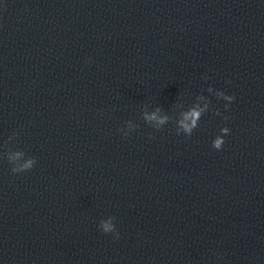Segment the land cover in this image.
<instances>
[{"label": "water", "instance_id": "water-1", "mask_svg": "<svg viewBox=\"0 0 264 264\" xmlns=\"http://www.w3.org/2000/svg\"><path fill=\"white\" fill-rule=\"evenodd\" d=\"M0 264H264V0H0Z\"/></svg>", "mask_w": 264, "mask_h": 264}, {"label": "clouds", "instance_id": "clouds-1", "mask_svg": "<svg viewBox=\"0 0 264 264\" xmlns=\"http://www.w3.org/2000/svg\"><path fill=\"white\" fill-rule=\"evenodd\" d=\"M155 115H153L152 117H150V119H155ZM188 117H186L187 119ZM191 118H192V124L191 125H188V124H185L183 121H181V124L183 125L184 129L186 132H188L189 134H191L192 132V128L195 127L196 125V120L199 118V114L198 113H195L193 112L191 114ZM161 124L164 123V120H161L160 121ZM223 131L227 132L228 130L227 129H224ZM224 144V141L222 138H217L215 141H214V147L216 149H221L222 148V145ZM31 161H29V163L27 165H25V167H30L31 166Z\"/></svg>", "mask_w": 264, "mask_h": 264}]
</instances>
